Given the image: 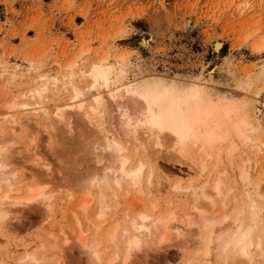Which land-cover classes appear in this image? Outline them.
Instances as JSON below:
<instances>
[{"label": "bare ground", "instance_id": "obj_1", "mask_svg": "<svg viewBox=\"0 0 264 264\" xmlns=\"http://www.w3.org/2000/svg\"><path fill=\"white\" fill-rule=\"evenodd\" d=\"M240 5L242 13L253 8ZM104 42V53L93 55L87 45L48 67L45 53L20 67L0 60V76L19 86L0 104V264H10L5 255L18 241L15 221L25 208L45 225L64 202L70 223L35 235L42 238L14 252V264H61L73 250L89 264H129L172 247L178 264H264V125L257 106L264 64L237 74L240 93H219L202 82L222 68L220 39H211L216 55L193 84L147 75L130 51ZM251 45L261 52L264 38ZM54 137L69 144L60 182L47 190L56 177L43 148ZM21 156L33 157L39 170L23 173Z\"/></svg>", "mask_w": 264, "mask_h": 264}, {"label": "rangeland", "instance_id": "obj_2", "mask_svg": "<svg viewBox=\"0 0 264 264\" xmlns=\"http://www.w3.org/2000/svg\"><path fill=\"white\" fill-rule=\"evenodd\" d=\"M244 1L251 5L253 3L252 6L257 13L253 15L252 7V10L249 8L248 11L240 12V4ZM263 8L264 0H0V60H7L11 67H20L25 60H38V56L45 53L41 60L48 67L53 61L68 60L76 53L75 51L87 45L92 47L90 51L93 55L94 49L98 50L99 54L107 51L108 42L104 41L109 39L112 43L115 42L113 47L115 46L117 50L130 51L131 61L135 67H139L148 73L147 75L156 73L163 77H178L193 84L195 78L202 72L203 65L216 55L211 39H220L224 43L220 63L222 68L218 75L211 79L206 78L202 84L219 93L230 94L231 91L240 93L235 87L239 75L242 77L245 71L251 68L252 72H256L258 65L264 64V49L261 52L251 50V44L255 39H259L260 36L264 38ZM254 21L256 23H253ZM253 25L260 28L255 36L252 35L255 39L250 37L237 46L245 34L254 29ZM122 29L126 30L123 35L119 34ZM147 35L151 37L150 42L145 47L140 46L142 39ZM224 59L226 61H223ZM202 75L205 76L204 73ZM11 77L0 76V104L10 96V93L11 95L15 91L17 93L19 86ZM257 106L264 125V94L259 98ZM30 121V124L36 123ZM54 139L47 148H43V144L38 147L40 151L42 148L43 151L47 150V161L51 163L53 170L51 173L56 177V181L49 184L47 190L53 189L55 184L60 182L61 174L58 169L62 168L63 171L66 165L65 149L69 144L66 141L58 145L55 142L56 137ZM32 158L21 156V161L23 159L27 161V163L23 161L21 167L26 175L39 170L32 162ZM158 161L164 169L166 167L176 174L186 172L185 167L180 164L178 166L170 161L169 163ZM58 197L60 196H57V200ZM67 203L54 206L51 220L45 225L36 222V211L25 208L23 218L15 221L20 226L17 230L18 241L17 243L10 241L11 254L8 252V255H5L10 256V260L7 257L10 264L14 262L12 260H15L18 253L21 254L24 245L27 247L42 238L35 235L40 233L48 235V232L60 224L70 223L67 211L63 214L64 211L60 210L62 208L67 210L65 208ZM20 240H23V243ZM166 250L163 252L164 250L160 249L158 254L155 251L131 262L164 264L166 258L169 262L178 264L180 255L178 249L172 247ZM14 252L17 253L16 256ZM64 255L66 256L61 257L64 259L63 262L60 259L61 264H89L76 250Z\"/></svg>", "mask_w": 264, "mask_h": 264}]
</instances>
